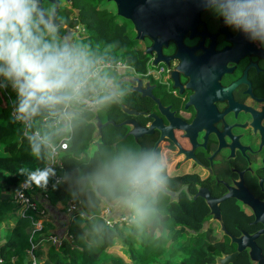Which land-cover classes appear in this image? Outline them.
<instances>
[{
  "label": "flooded vegetation",
  "instance_id": "obj_1",
  "mask_svg": "<svg viewBox=\"0 0 264 264\" xmlns=\"http://www.w3.org/2000/svg\"><path fill=\"white\" fill-rule=\"evenodd\" d=\"M94 2L40 3L47 15L58 3V36L67 27L74 37L71 49L82 60L85 53L78 44L90 34L81 15L85 7L93 8L112 31L122 27L124 39L132 43L114 50L118 60L102 77L108 81L98 78L102 85L83 90L89 100L66 107L75 106L82 114L97 108L99 120L107 122L92 141L97 147L107 141L118 148L132 140L158 157L159 184L172 198L162 190L154 196L192 222L195 211L203 212L197 228H176L196 237L197 244L217 249L205 264H221L224 258L228 264H264V42L226 23L229 5L245 0ZM48 24L57 29L52 19ZM128 51L144 58V73L124 61ZM112 80L116 85L111 86ZM91 114L83 115L88 123ZM124 122L136 128L129 133L131 125ZM110 127L116 132L113 139ZM142 128L144 134L135 136ZM152 196L153 190L144 192V203L158 204Z\"/></svg>",
  "mask_w": 264,
  "mask_h": 264
},
{
  "label": "trees",
  "instance_id": "obj_2",
  "mask_svg": "<svg viewBox=\"0 0 264 264\" xmlns=\"http://www.w3.org/2000/svg\"><path fill=\"white\" fill-rule=\"evenodd\" d=\"M81 15L83 21H87L85 26L90 31L84 42L78 44L80 52L85 53L83 55L86 64H89L87 67L92 68L99 59L115 62L118 58L114 55V50L131 46L132 43L123 37V28L116 27L112 31L110 26L102 24L105 19L99 17L93 8L84 9ZM37 23V35H42L45 41L57 46L64 45L58 36L61 34L60 27L51 28L57 30L54 31L47 29L44 23ZM93 30L97 35L91 33ZM99 32L101 39L97 38ZM126 54L124 61L133 65L138 72L144 73V58L141 59L133 51ZM0 80L6 79L0 76ZM6 82L4 88L0 85V230L7 223L9 216H18L22 210V205L16 202L14 194L26 180V172L44 169L49 163L47 141L57 142L67 134L64 125L56 128L50 124V119L63 112L66 105L50 104L36 114L20 113L18 111L20 98L10 81ZM102 103L112 106L108 101ZM13 109L17 114L31 120L27 126L11 115ZM66 110L78 112L75 106ZM91 113L87 111V114L82 115L89 116ZM45 117L46 122L43 120ZM72 121L69 146L62 151L59 158L61 163L59 173L64 180L48 190L46 187L36 189L38 192L46 191L47 201L52 206L59 201L65 208L66 203L71 200V203L77 206L74 212L77 221L74 226L64 231L65 235L61 236L59 251H52L50 258L44 260L43 264H205L206 261L212 260L215 253H219L214 247L205 248L197 244L196 237L180 233L176 228L177 224L183 225V231L185 227L197 228L203 215L201 211H195L196 218L192 222L178 213L173 205L167 203H163L164 207L161 208L159 204L139 202L140 205L135 212L133 211L134 213L129 208L124 212L116 209L118 198L128 196L130 192V187L123 178V168L116 166L117 154L110 153L111 149L116 148L112 143L104 141L99 144L98 151L93 157L87 159L85 152L93 141V126L84 118L77 117ZM25 128L29 132L37 131L46 141H40L36 136L24 135ZM109 129H111L108 132L109 136L113 139L116 132L112 127ZM35 145H39V156L33 152ZM143 153L144 146H141L134 156L138 157ZM21 168L26 170L25 174L20 173ZM81 181L87 185L79 186ZM26 190L27 194L31 195V189ZM35 194L34 200L38 198ZM36 204L39 210L45 212L46 205L44 206L38 199ZM103 206H109L111 212L104 215L101 209ZM26 211L31 217H36L34 210L28 208ZM79 211H84L86 221L80 222ZM122 215L127 217V221H116L113 226L105 222V218H118ZM22 219L8 229L9 233L3 242L0 239V258L3 259L1 264H23L24 258L30 260L28 250H32L34 255L38 256L36 242L43 237V233L47 236L52 234L51 230L54 228L52 221L46 220L48 223L44 225L43 222L39 230H34L32 225L23 226ZM161 230L169 241L168 246L160 244ZM181 237L184 239L178 245ZM193 243L199 247L193 248Z\"/></svg>",
  "mask_w": 264,
  "mask_h": 264
},
{
  "label": "clouds",
  "instance_id": "obj_3",
  "mask_svg": "<svg viewBox=\"0 0 264 264\" xmlns=\"http://www.w3.org/2000/svg\"><path fill=\"white\" fill-rule=\"evenodd\" d=\"M37 0H0V76L10 81L20 98V113L36 114L50 104L68 105L87 84L86 61L67 45L57 46L37 35ZM226 23L242 27L264 42V0L229 5ZM36 156L39 145L33 147ZM50 168L26 172V182L46 187ZM161 165L154 153L130 156L122 171L127 186L149 192L161 181ZM37 193V192H36ZM43 211V210H40Z\"/></svg>",
  "mask_w": 264,
  "mask_h": 264
},
{
  "label": "rangeland",
  "instance_id": "obj_4",
  "mask_svg": "<svg viewBox=\"0 0 264 264\" xmlns=\"http://www.w3.org/2000/svg\"><path fill=\"white\" fill-rule=\"evenodd\" d=\"M92 4V3H95L94 2V0H83V4ZM87 7H85L84 9H86ZM90 7H88V9H89ZM83 9V10H84ZM89 31V30H88ZM87 32V31H86ZM90 32V31H89ZM92 34H94V35H97V33H96V31L95 30H93L92 32H91ZM72 36V35H71ZM76 36H78V35H76ZM73 37V36H72ZM60 38V37H59ZM74 38V37H73ZM100 43H101V41H99ZM79 43V42H78ZM65 44V43H64ZM66 45V44H65ZM85 60V59H84ZM84 60H82V61H84ZM100 60V59H99ZM105 76H107V73H105V69H103L102 71H100V73H99V75L97 76V77H95L94 79H92L91 80V84H93V85H96L97 86V84L98 85H102V80H99L98 78H102V77H105ZM102 79H105L106 81H108L109 79H107V78H102ZM7 80H0V85L2 86V87H4V86H6L7 84V82H6ZM90 84V85H91ZM116 85V83L114 82V80H112V83H111V86H113V85ZM2 107H4V103L2 104ZM71 112V110H65V112L63 111V112H61V113H57L54 117H53V119H52V121H59V123H61V121H62V118H69V117H71V121L74 119V118H77V117H79L80 119H82L83 118V115H82V112H77V113H70ZM69 113V114H68ZM72 125H73V121H72ZM128 144H123V145H119V147L118 148H116V149H111V151H110V153H115V154H117V156H118V160H117V162H116V166H117V168H124V164H125V161L130 157V156H134L135 154H136V152H137V150H138V147L136 146V145H134V143H133V141L131 140V141H128L127 142ZM98 151V147L95 145V144H90L89 145V147H88V149H87V151L85 152V157L87 158V159H91L92 157H93V155H94V153H96ZM61 152L62 151H60L59 153L61 154ZM47 166V168H50L52 171H51V173H50V175H49V179H48V182H47V186H46V188H47V190L51 187V186H53L54 184H58L59 182H61V181H63L64 180V178H63V176L59 173V170H61L59 167L60 166H58V165H50V164H47L46 165ZM57 178H59V180H56ZM24 182V181H23ZM84 185H87V183L86 182H83V181H81L80 183H79V186H84ZM130 190V192H129V194L130 193H132V195H133V198L130 200V204H129V209L131 210V212H135L136 210H137V208H138V206L140 205L139 204V202L142 204L143 202H144V194L141 192V191H132L133 189H129ZM45 191V190H44ZM44 191H42L43 193H44ZM26 192H28V191H26ZM46 192V191H45ZM37 195H41V192L39 193L38 192V190H37V193L35 194V197H37ZM44 195V194H43ZM45 196V195H44ZM46 197V196H45ZM153 197V199H156V200H159V202H158V204H159V206H161V208H163L164 207V205H163V201L164 200H162V199H160V198H158V197H156V196H152ZM47 200H48V198H47ZM72 201L70 200V201H68L67 203H66V207L64 208L63 207V205L59 202V201H56L55 202V205L56 204H59V206H60V208L58 209V210H64L67 214H68V216H69V218L71 219V218H73L74 219V221L71 223V221H70V219L67 221V228L66 229H69V228H71L72 226H74V222H75V219H76V221H77V218H76V215H74V212L77 210V206L74 204V203H71ZM151 202H153V201H151ZM44 204V203H43ZM152 204V203H151ZM21 205V204H20ZM46 204H44V206H45ZM154 205H156V204H154ZM45 207H47V205L45 206ZM44 207V210H45V212H43V213H41L40 214V216H39V218H37V217H32V221L34 222V223H36V222H38V221H40V223L43 225V222H44V225L46 224V223H48L46 220H52L51 219V217H50V215H49V218L47 219V217H48V213H47V210H46V208ZM61 212V211H60ZM110 212H111V210H110ZM133 212V213H134ZM59 214V213H58ZM78 214H79V216H80V222H83V221H86L85 219H86V214H84V211L83 212H78ZM134 216V214H132L131 215V217H133ZM19 219H22V218H25V219H28V218H30V215H28V213H27V211L23 208L22 210H20L19 211V215L17 216ZM19 219H17V218H14V220L16 221V222H19ZM117 218H112L111 220L112 221H115ZM124 221H127V219L126 220H124ZM129 221V220H128ZM116 222V221H115ZM74 223V224H73ZM54 225V224H53ZM109 226H113V224H111V225H109ZM9 233V230H6V235ZM164 234V232H162V230L160 231V244H163L164 246H168L169 245V241L167 240V238H166V235H163ZM60 238H61V236H59ZM184 238L183 237H181V240H183ZM180 240V241H181ZM48 242H50V243H52L51 242V240L50 239H48ZM87 243H89L88 241H86ZM85 242V243H86ZM173 245H174V243H172ZM29 256H30V253H29ZM178 260V259H177ZM1 264V263H0Z\"/></svg>",
  "mask_w": 264,
  "mask_h": 264
},
{
  "label": "built area",
  "instance_id": "obj_5",
  "mask_svg": "<svg viewBox=\"0 0 264 264\" xmlns=\"http://www.w3.org/2000/svg\"><path fill=\"white\" fill-rule=\"evenodd\" d=\"M112 63V61L110 60H104V59H100L98 60L97 62H95L92 66V68H90V70L87 71L88 73V79H87V84L85 86V88L91 84V80L94 79L95 77H97L100 73V71H102L103 69H106V68H109V65ZM4 88V87H3ZM84 88V89H85ZM90 99V96H80V98L74 102H82V101H87ZM68 108V107H66ZM66 108H64V112L66 110ZM11 115L14 116L17 121L19 122H22L24 123L26 126L29 124V122L31 120H29L27 117L25 116H22V115H19L15 112V110L13 109L11 111ZM43 120L46 122L47 121V117L43 118ZM50 124L56 128H60L61 125H64L63 128L64 130L67 132V134L58 139L57 142H54V141H47V144H48V149H49V154H50V160H49V163L50 165H60V151H64L68 148V142H69V139L71 138V133H72V121H71V117L69 118H62V121L61 123H59V121H52V119H50ZM29 131H26V128L24 129L23 131V134L26 135V136H36L40 141H46L44 139V137L42 135H40L37 131H32V132H29ZM62 153V152H61ZM47 168V166L45 167ZM44 168V169H45ZM56 180H59V178H57ZM27 188L31 189L30 192H31V195H28L27 194ZM37 192V189H36V186L34 184H31L30 181L26 182V180L24 182L21 183V188L15 192L14 194V198L16 200L17 203L21 204L22 205V209L24 208L25 210H27L28 208H31L33 210H36V211H39V216L41 213H43V211H40L38 208H37V204H36V201L33 200V197H34V194ZM33 195V196H32ZM110 207L109 206H106V209L102 211V213L104 214H109L110 213ZM104 214V215H105ZM31 220V222L34 224L35 226V229H39L41 227V223L40 221L34 223L32 221V217L30 216V218H28ZM127 217L125 215H122L120 217H118L115 221H124L126 220ZM115 221H112L111 219L109 218H105V222L108 224V225H111V224H114ZM50 239L52 240V242L58 246L61 245V238L59 236H56V235H51L50 236ZM31 253V251H29ZM2 258H0V263L2 262ZM28 264H41L37 259H36V256L31 253L30 254V260H28Z\"/></svg>",
  "mask_w": 264,
  "mask_h": 264
},
{
  "label": "crops",
  "instance_id": "obj_6",
  "mask_svg": "<svg viewBox=\"0 0 264 264\" xmlns=\"http://www.w3.org/2000/svg\"><path fill=\"white\" fill-rule=\"evenodd\" d=\"M70 113H74V112H70ZM75 114V113H74ZM41 192V195H38V198H35L36 200L38 199L40 202L44 203L47 205L46 207V210H47V213H48V217L47 219L49 218V215L51 217L53 224H54V228L51 230L52 234H57L58 236H63L65 235L66 233L64 232L67 228V221L70 219L68 214L64 211V210H58L60 208L59 204H56L54 206L50 205L47 201V196H46V193L44 191V193L42 191ZM39 192V193H40ZM46 196H44V195ZM33 200H34V197H33ZM35 200V201H36ZM31 209V208H30ZM102 211L106 209V206L102 207L101 208ZM33 210V209H31ZM35 211V216L37 218H39V211ZM61 211V212H60ZM59 213V214H58ZM105 214V213H104ZM120 214V213H119ZM14 218H17V215H11L9 216V218L7 219V223L4 224V226L2 227V229L0 230V239H1V242H3L6 238V230L10 229L14 224H16L17 222L14 220ZM25 219V218H24ZM22 219L21 221V224L23 226H34V224L31 222L30 219ZM20 221V219H19ZM71 223L74 221L73 218L70 219ZM75 222H76V219H75ZM74 222V223H75ZM73 223V224H74ZM41 227H42V224H41ZM40 227V228H41ZM39 228V229H40ZM39 229H35V226H34V230H39ZM64 232V233H63ZM49 233V231H48ZM62 233V234H61ZM50 234L49 236H47V234H42L43 237H41L39 239V241H37V245H38V256H36V259L38 260L39 259V262L41 264H43L44 260H46L47 258H50L51 254L53 253L52 251H59V247L58 245L54 244L52 242V240L50 239V236L52 235ZM48 239L51 240L52 243L48 242ZM34 246V245H33ZM31 250V249H30ZM29 250H28V254H29ZM31 253H33V251L31 250ZM30 253V254H31ZM34 254V253H33ZM58 254V253H57ZM24 264V262H23Z\"/></svg>",
  "mask_w": 264,
  "mask_h": 264
},
{
  "label": "water",
  "instance_id": "obj_7",
  "mask_svg": "<svg viewBox=\"0 0 264 264\" xmlns=\"http://www.w3.org/2000/svg\"><path fill=\"white\" fill-rule=\"evenodd\" d=\"M51 1V0H50ZM56 2V1H54ZM41 3V0H37V13H35V16L37 18V22H41V23H45L46 24V28L47 29H50L49 27V20L52 19L53 21V24L55 27H59V26H56V25H62V22L58 21L57 20V17H56V7L58 6V3H56V7L52 10V12L47 15L44 8L42 7V5L40 4ZM118 14L122 15L120 11H118ZM61 27V26H60ZM66 30H67V33L65 35H62L60 37V40L62 43H65L70 49L73 48V37L71 36L72 34H70L69 32V29L66 27ZM76 30V29H75ZM67 34H70L69 38L67 37ZM85 109H88L90 111L93 112L94 116L89 120L90 123H94L95 124V129L93 131V134H92V138L93 139H98L99 135H100V130H101V127L103 125H105L107 122L105 123H102L98 116H97V108L94 106L92 107H89V108H85ZM124 123H129L131 125V130L129 133H131L132 129L136 128L135 124L131 123V122H124ZM144 134V128H142L138 133H134L135 136H140ZM158 190H162V191H166L165 193L170 195V199L172 198V192L170 190H168L167 188H165L163 185H160L158 184L157 188L153 190V196L156 195V192ZM132 191H136V190H132ZM143 194L144 192L141 191ZM133 198V195L132 193H130L128 196H122V197H119L118 198V204L116 206V209H118L119 211L121 212H124L126 210H128L129 208V204H130V200ZM171 201V200H170ZM237 253H233L232 255L229 256V259H232ZM227 259V258H226ZM225 258L224 259H221V264H228V260H226ZM24 264H28V258H24Z\"/></svg>",
  "mask_w": 264,
  "mask_h": 264
}]
</instances>
